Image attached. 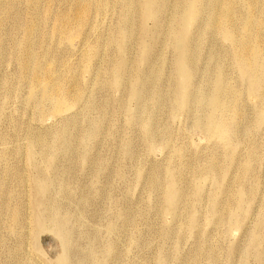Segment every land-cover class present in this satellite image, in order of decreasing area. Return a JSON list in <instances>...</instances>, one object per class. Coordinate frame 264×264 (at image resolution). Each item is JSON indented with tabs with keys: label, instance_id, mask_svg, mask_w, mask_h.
Wrapping results in <instances>:
<instances>
[{
	"label": "rangeland",
	"instance_id": "374dc122",
	"mask_svg": "<svg viewBox=\"0 0 264 264\" xmlns=\"http://www.w3.org/2000/svg\"><path fill=\"white\" fill-rule=\"evenodd\" d=\"M97 1L41 0L34 12L29 0H0V264H258L264 100L248 90L222 30L225 18L234 32L248 18L264 31V0H188L180 23L178 0H153V11L166 7L157 33L155 12L141 0L131 2L130 18L121 16L126 0ZM81 12L82 27L61 33V23ZM31 26L37 60L71 94L58 111L53 98L38 108L36 93L17 80V52ZM172 36L194 51L183 76ZM263 65L252 66L260 88ZM73 72L81 78L70 85ZM64 130L75 138L57 141ZM46 133L61 147L52 158L31 141ZM49 215L55 219L46 224ZM64 224L66 240L56 230Z\"/></svg>",
	"mask_w": 264,
	"mask_h": 264
},
{
	"label": "bare ground",
	"instance_id": "6f19581e",
	"mask_svg": "<svg viewBox=\"0 0 264 264\" xmlns=\"http://www.w3.org/2000/svg\"><path fill=\"white\" fill-rule=\"evenodd\" d=\"M40 1L41 0H29V4H30L29 7L35 12L37 10V7H38V4L40 3ZM81 1L83 2L85 0H81ZM126 1H127V4L124 7L123 11L121 12L122 13L121 16H125L126 18L127 17L130 18L129 12L132 8L131 2L133 0H126ZM152 1L153 0H141V2L147 6V9H146L147 13L155 12L152 15L154 20H155L153 28L155 29V32L157 33L163 27V22L161 21V13L164 10H166V7L164 6V7H161V9H159V8L154 9V11H153V9H151V5H153V6H155V5ZM185 1H188V0H178V2H180V5L178 6V9L176 10V13L174 16L175 20H176L175 23H180V20L178 18L176 19V16L178 13L185 11V9H186ZM96 3L98 4L99 7L100 6L106 7V3L103 0H99ZM248 3L253 5L254 1L248 0ZM195 9L198 11V15L204 16V14H205V6L204 5H198V7L197 6L195 7ZM225 15L227 17L231 16L229 11H227V13ZM68 16H70V15H68ZM183 17H184V20L187 21V16L183 15ZM212 20L213 19L210 18L209 22H211ZM3 21L4 20L0 16V30L2 29L1 25H3ZM84 21H85V14L83 12H81L80 14H77L71 18L67 17V19L61 23L59 30L61 33L65 34V36L69 35L71 33H74L77 29L81 28ZM243 23H245L243 28L240 29L238 32H234V27H233L232 21L229 19H226V18L223 21V24H225L226 26H229L228 28H224L222 30V32L224 33V36H226L228 41L231 43V48H230V51L228 52V56L237 63L241 73L247 78L248 86H250L248 88V90H252L254 92H257L259 97L262 100H264V87L260 88L261 85H259L258 83H261V82H258L252 78L253 63L257 62V61L264 62V31L261 30L260 26H254L253 25L254 23L251 20H248V18L243 19ZM214 24L217 27L216 20L214 22L212 21L210 23V28L213 32H215L213 29ZM88 26L90 27V25H88ZM33 30H34L33 26H31L30 28H28V27L25 28V34H24V41L25 42H24L23 46H21L18 49V52H17V56H16V60H15L18 62V67H19V76H18L17 80L21 81L20 83H22V85H24V87L26 84L27 85L26 87H28V90H30V93H34V92L36 93V94H33L34 95L33 101L36 103L38 108L46 109L47 108V102L45 103V101L48 100V102H50L49 99L53 98V99H55V110L58 111L62 108L63 103H66L67 100L68 101L70 100L71 94L61 92L59 90L60 87H59L58 83L54 82L53 77L51 75H49V72L43 70L41 60H37L36 55H35V50L33 48V44L31 41H29L30 39H28V37L33 32ZM129 33H130L129 28H123L122 29L121 34L123 36H128ZM116 38L117 37L112 38V43L115 41ZM84 40H86V39H84ZM3 43H4L3 36L0 35V52L3 49ZM171 43L175 47V60H176L175 65H176L180 75L183 76L186 74L185 65L193 64L195 62V59L193 58V54H192L194 51H191V49L189 47H186V46L183 47L181 45V43L176 39L175 36H172ZM195 49H198V48L195 47L194 50ZM14 57H15V55H14ZM211 57H212V60H214V59L216 60L215 55H211ZM189 58H191L192 60ZM86 62H87V65L90 63V61H88L87 59H86ZM18 67H17V69H18ZM221 67H222V64H221ZM68 68H69L68 64H65V69H66L65 72L68 70ZM262 68H264V65L262 66ZM68 72L71 74V71H68ZM153 77H156V76L153 75ZM80 78H81V74L78 72L74 73V75H71L70 78L68 79L70 81L69 82L70 85H72L73 83L78 84V81L80 80ZM15 83H16V80H15ZM92 85H93V81L91 79H89L87 87L89 88ZM12 86H13L12 88L17 87V86L14 87V85H12ZM38 87H41V89H37ZM13 91H14V89H13ZM9 92L11 93V91H9ZM184 93L186 96L189 95V93L187 94L185 91H184ZM234 93H235L234 91H231V92L227 91V94L230 98L234 97ZM134 96L136 97L138 105L140 106L143 103L142 97L139 94H135ZM156 97H157V100L159 102H161L162 100H164L166 95L163 91L160 90ZM239 107H240V104H236L234 106L235 109H237ZM89 108L91 109V107H89ZM52 136H53V134H51V133L33 134L31 136V141L34 142L35 147L39 148L40 150H43L45 152V154L48 155V157L50 156V158L54 157L53 155L57 152L58 148L60 147V146L55 145L56 142L53 143V141L51 140ZM75 136L76 135L71 133L69 130H64L57 136V141H61L60 143H68L69 141H72L75 138ZM96 136H97L96 132H94V134L90 133L88 135V138H90V140H87V138L85 136L84 142L85 143L92 142L95 140ZM145 137L148 140H151V141H149L151 144H154V142L157 139L156 135L151 131L150 128H149V131L147 132ZM49 141H51L50 144H49ZM65 148L69 150L70 146H66ZM52 163L53 162H49L50 165ZM198 175L202 176V174H198ZM86 199H88V198L86 197ZM235 200H236V197H235ZM39 208H40V206H39ZM69 216H71V215H69ZM215 218H218V216H215ZM54 219L55 218H53L52 216L49 215V216L45 217L43 222H46V224L51 223L52 220H54ZM13 220H15V223L19 222L18 221L19 218L17 216H16V218L14 217ZM13 230H14L13 231L14 233L17 232L16 229L13 228ZM56 230H57L58 234L63 236V238L65 240H66V237L70 234V229L67 228L65 226V224L60 225L59 227L57 226ZM71 237H72V235H71ZM69 242H70V240H69ZM202 253L204 255V258H206V261L210 262L211 259L208 258V253L205 251ZM17 256H18V252H17ZM68 258H69V256H68ZM70 259H72V258H70ZM243 260H244V258H243ZM258 264H264V258L263 257L260 258Z\"/></svg>",
	"mask_w": 264,
	"mask_h": 264
}]
</instances>
